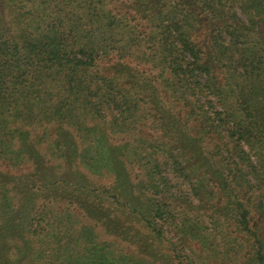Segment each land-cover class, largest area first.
Wrapping results in <instances>:
<instances>
[{
    "label": "trees",
    "instance_id": "obj_1",
    "mask_svg": "<svg viewBox=\"0 0 264 264\" xmlns=\"http://www.w3.org/2000/svg\"><path fill=\"white\" fill-rule=\"evenodd\" d=\"M263 181L264 0H0V264H161L166 232L264 264L244 198Z\"/></svg>",
    "mask_w": 264,
    "mask_h": 264
},
{
    "label": "rangeland",
    "instance_id": "obj_2",
    "mask_svg": "<svg viewBox=\"0 0 264 264\" xmlns=\"http://www.w3.org/2000/svg\"><path fill=\"white\" fill-rule=\"evenodd\" d=\"M174 110H176V107H174ZM185 109H182V113L184 112ZM147 124V128L144 127L142 128L143 131L147 134L151 135H146L143 132V136L147 137V138H157V139H169L168 137H157L159 135V131L157 130V128L153 129L151 127V124L149 122L146 123ZM205 126L202 121L200 120V118L197 117L196 120H194V118L190 119V122L188 124L189 130L188 132L191 133L192 135H199L200 130L202 129V127ZM156 136V137H155ZM114 137H120V135L114 136ZM220 137H210V140L212 141H219ZM222 138V137H221ZM208 139V137H204V142ZM184 146L186 147V145L184 144ZM246 149L247 146L245 147ZM188 151V149H186V152ZM224 154V153H223ZM219 157V156H218ZM224 157V156H222ZM252 161L254 162L255 159L253 156H251ZM221 159V157L219 158ZM135 170H140V169H136ZM138 173V172H137ZM199 173V169L196 170V172L194 173V175H191V179L195 180V175H197ZM51 171H49L48 169L46 171H44V175L46 177H50L51 176ZM66 173H63L62 175L65 177ZM133 175V173H132ZM136 177V175H135ZM94 178V177H93ZM169 178H170V183H175L178 184V186L173 187L172 189H174L176 195H175V208L177 210H181L183 209L184 211H187L188 214L191 215V217H193V219H197L194 217V215H196V212L199 211V205L201 202V198L199 199V193L195 194L192 190H191V184L190 181L188 179H186L185 177H179L177 178L173 172L170 171L169 173ZM133 181H136L138 178H131ZM95 181H98L100 183H104V185H110L113 182V177H106V178H94ZM253 181V180H252ZM260 185V184H259ZM263 186H258L257 188H253V190H250L247 194H245L244 198L247 199V207L250 210V225L253 228H257V232L263 233L264 235V208L261 206L260 201H259V194L262 193V189H264V181L262 182ZM181 196H177L180 195ZM187 196V198H186ZM248 196H250V201H248ZM208 199H206L207 201H212L211 197H207ZM264 200V198L262 199ZM28 199L25 197H21L18 200V203L20 205V208L18 211H22V210H26L25 205L28 203ZM206 202V201H205ZM252 202V204H251ZM61 203V202H60ZM213 203H216L218 205H224L226 203H224L223 201H219L218 199L213 200ZM250 203V204H249ZM65 203L60 204V206H58V210L61 209L62 206H64ZM249 205V206H248ZM25 207V208H24ZM76 212V214L78 213L77 209H74ZM28 211H26L27 213ZM25 213V214H26ZM78 215H80V213H78ZM202 215V214H201ZM200 215V216H201ZM202 217V216H201ZM203 218V217H202ZM96 230L98 231V233L100 234L98 239L100 240H105V241H111L115 244H119L120 246V250L121 251H126V252H131V250H134V253L137 255V250H136V246L135 245H131L128 246L127 244H125V242H120V239H115L113 236L106 234L102 228L97 227ZM166 235L165 239L162 241V243L159 246V251L161 252L162 259L158 260V262H161V264H168L169 262L165 258V254L166 251L164 249H167V245H170L171 247H176L175 248V252L177 253V255H182L183 253L185 255H187L186 257H191L194 262H185L184 264H200V262L204 261L205 257L209 258V260H206V264H219L218 263V256L219 253L218 251H215V253H211L212 256L208 255L206 252L210 253L209 251H207L206 247H204L202 245L201 242H199L196 237H192V236H182L181 233H172V232H166L164 233ZM176 243V246H175ZM263 246H264V239H263ZM202 247L204 249H202ZM189 248H191V251L193 250V254L191 253V251L189 250ZM264 250V247H263ZM238 261V260H237ZM240 262V261H238Z\"/></svg>",
    "mask_w": 264,
    "mask_h": 264
}]
</instances>
